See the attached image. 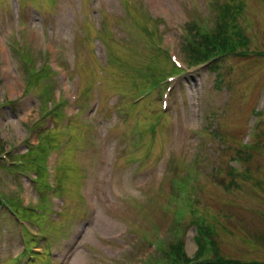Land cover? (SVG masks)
Instances as JSON below:
<instances>
[{"label":"rangeland","instance_id":"rangeland-1","mask_svg":"<svg viewBox=\"0 0 264 264\" xmlns=\"http://www.w3.org/2000/svg\"><path fill=\"white\" fill-rule=\"evenodd\" d=\"M156 1L0 0V264H264V0Z\"/></svg>","mask_w":264,"mask_h":264},{"label":"trees","instance_id":"trees-1","mask_svg":"<svg viewBox=\"0 0 264 264\" xmlns=\"http://www.w3.org/2000/svg\"><path fill=\"white\" fill-rule=\"evenodd\" d=\"M229 1L230 0H225L223 3H221L217 6V9H218L217 20H220L223 22L224 20H226V18H228L230 16L229 4H228ZM224 4H225V8L222 7ZM223 27L220 29V27L217 26L216 29L213 30L214 33H212L209 30H201L202 28L200 29L199 25H198V27H195L193 29L194 33L202 32L201 33L202 36H201L199 42L189 41L185 45V51L188 53L187 57L189 58V61L193 62V64L191 63L192 65H195V66H200V65L201 66L202 65L212 66L210 68L218 73V64H219L218 61L221 59V57L223 55L231 53V51L227 50V49H229L228 47L231 45V43L228 44L226 38H224V36L227 34V32L224 31V29L225 28L227 29L228 26L225 28H223ZM234 44H236L235 40H234ZM218 49L222 50L225 53L213 54ZM31 71L34 74L35 68H32ZM49 71H50L49 68H46V70L40 75V78L44 79V78L48 77ZM153 84H155V83L153 82ZM191 222L195 223L194 220H192ZM198 230H199V235L196 237V242L198 245V250H197V253L195 255L197 257L196 260L200 259V256L204 255L205 252H209L210 250L212 251L213 249H215V246L217 247V243L215 242V240L213 241L210 237L211 235H210L209 229H206V228L204 229V226H199ZM176 244H177V246H176ZM176 244L173 243L170 246V247L176 246V250L175 251L170 250V249H168L169 248V246H168L167 247L168 252H170L172 254L174 252L176 253V251L181 252L179 250H182L183 244L180 242V240L177 241ZM179 247H181V248H179ZM181 254L185 258L184 260H186V261L182 262L183 264H194L193 263L194 259H190L189 257L185 256L183 250H182ZM217 258L220 259L222 257H217ZM206 259H208V257H206Z\"/></svg>","mask_w":264,"mask_h":264},{"label":"bare ground","instance_id":"bare-ground-1","mask_svg":"<svg viewBox=\"0 0 264 264\" xmlns=\"http://www.w3.org/2000/svg\"><path fill=\"white\" fill-rule=\"evenodd\" d=\"M159 3H160V0H157L156 2H154V4L157 6L159 5Z\"/></svg>","mask_w":264,"mask_h":264}]
</instances>
